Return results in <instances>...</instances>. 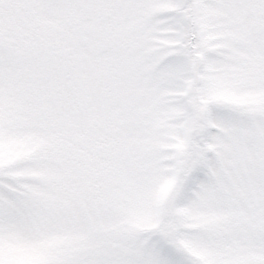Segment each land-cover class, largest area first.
Returning a JSON list of instances; mask_svg holds the SVG:
<instances>
[{
	"label": "snow or ice",
	"instance_id": "1",
	"mask_svg": "<svg viewBox=\"0 0 264 264\" xmlns=\"http://www.w3.org/2000/svg\"><path fill=\"white\" fill-rule=\"evenodd\" d=\"M0 264H264V0H0Z\"/></svg>",
	"mask_w": 264,
	"mask_h": 264
}]
</instances>
